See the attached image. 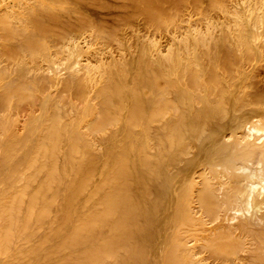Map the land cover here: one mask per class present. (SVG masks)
Returning a JSON list of instances; mask_svg holds the SVG:
<instances>
[{
	"label": "bare ground",
	"instance_id": "6f19581e",
	"mask_svg": "<svg viewBox=\"0 0 264 264\" xmlns=\"http://www.w3.org/2000/svg\"><path fill=\"white\" fill-rule=\"evenodd\" d=\"M0 264H264V0H0Z\"/></svg>",
	"mask_w": 264,
	"mask_h": 264
},
{
	"label": "rangeland",
	"instance_id": "374dc122",
	"mask_svg": "<svg viewBox=\"0 0 264 264\" xmlns=\"http://www.w3.org/2000/svg\"><path fill=\"white\" fill-rule=\"evenodd\" d=\"M91 11H93V12H97V13H99L100 15H102V16H104V17H106V18H109L108 16H111L110 14H113L115 11H116V8H111V9H106V8H97V7H94V8H92L91 6H90V8H89ZM115 9V10H114ZM101 10V11H100ZM107 10H108V12H107ZM101 13H103V14H101ZM107 15V16H106ZM160 40L162 41V42H165V37H161L160 38Z\"/></svg>",
	"mask_w": 264,
	"mask_h": 264
}]
</instances>
